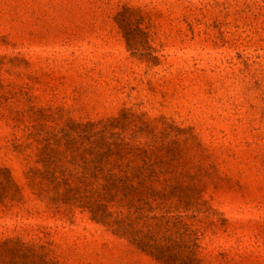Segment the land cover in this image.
I'll return each mask as SVG.
<instances>
[{"label":"rangeland","instance_id":"rangeland-1","mask_svg":"<svg viewBox=\"0 0 264 264\" xmlns=\"http://www.w3.org/2000/svg\"><path fill=\"white\" fill-rule=\"evenodd\" d=\"M108 121L141 148L139 225L172 264H264V0H0V167L22 193L0 243L24 244L0 264H162L28 184L36 139Z\"/></svg>","mask_w":264,"mask_h":264},{"label":"trees","instance_id":"trees-1","mask_svg":"<svg viewBox=\"0 0 264 264\" xmlns=\"http://www.w3.org/2000/svg\"><path fill=\"white\" fill-rule=\"evenodd\" d=\"M111 125L109 121L102 124V129L95 130L89 139L77 135L72 143H61V138L55 139L57 134L43 138L38 133L36 138L42 139L35 140L41 144L36 156L41 168L29 170L28 184L38 195L46 196L50 207L55 209L72 194L69 199L89 211L93 221L162 264H172L167 246L160 244L151 231L144 233L145 224L139 225L137 205L146 203L142 190L146 175L142 169L147 162L142 159L141 148L110 141L107 129ZM132 149L137 153L132 154ZM126 155L130 159H125ZM138 159L143 165L136 164ZM21 199V187L8 170L0 167V205L11 206ZM112 207L116 210L111 211ZM124 210L128 212L125 214ZM4 247H24V244L10 239L0 243V249Z\"/></svg>","mask_w":264,"mask_h":264}]
</instances>
